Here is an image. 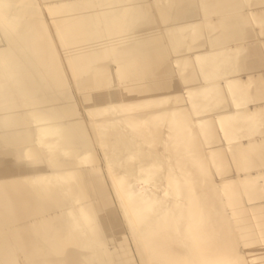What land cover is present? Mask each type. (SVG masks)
I'll list each match as a JSON object with an SVG mask.
<instances>
[{
  "label": "bare ground",
  "instance_id": "bare-ground-1",
  "mask_svg": "<svg viewBox=\"0 0 264 264\" xmlns=\"http://www.w3.org/2000/svg\"><path fill=\"white\" fill-rule=\"evenodd\" d=\"M264 264V0H0V264Z\"/></svg>",
  "mask_w": 264,
  "mask_h": 264
},
{
  "label": "rangeland",
  "instance_id": "rangeland-1",
  "mask_svg": "<svg viewBox=\"0 0 264 264\" xmlns=\"http://www.w3.org/2000/svg\"><path fill=\"white\" fill-rule=\"evenodd\" d=\"M246 258H247V260L249 261L248 263L249 264H253V260H251V258L248 256V255H244Z\"/></svg>",
  "mask_w": 264,
  "mask_h": 264
}]
</instances>
